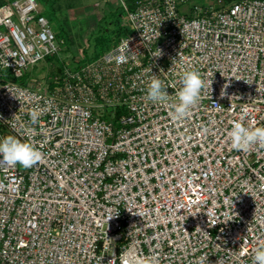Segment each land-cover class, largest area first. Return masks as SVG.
<instances>
[{"label":"built area","instance_id":"2783aa9c","mask_svg":"<svg viewBox=\"0 0 264 264\" xmlns=\"http://www.w3.org/2000/svg\"><path fill=\"white\" fill-rule=\"evenodd\" d=\"M188 1L123 3L131 31L83 61L39 0H0V138L22 135L37 107L32 141L44 154L28 169L0 159V264H130L129 252L252 264L264 243V147L233 150L228 132L234 120L264 125V0L185 14ZM41 60L50 84L15 79ZM179 64L212 80L211 99L202 89L183 122L145 99L151 74L180 87Z\"/></svg>","mask_w":264,"mask_h":264},{"label":"clouds","instance_id":"9594fccd","mask_svg":"<svg viewBox=\"0 0 264 264\" xmlns=\"http://www.w3.org/2000/svg\"><path fill=\"white\" fill-rule=\"evenodd\" d=\"M162 54L161 49H156L153 56L159 57ZM5 66H9L7 61H5ZM178 69L179 88L166 83L159 75L151 74L146 82L145 99L154 104L169 105L171 119L175 122H183L191 116L192 109L204 98L202 89H209L210 96L212 80L206 82L201 71L194 66L185 67L183 64H179ZM148 71L151 73L150 68ZM161 72L163 71L161 70ZM228 86L226 83L222 87L221 97L227 94L226 89ZM168 88H175L174 95H170L166 91ZM214 106L218 112L224 109L216 103H214ZM41 114L39 108H32L27 113L28 121L22 125V135H6L0 138V159L6 165L10 167L20 165L22 168L28 169L42 162L44 154L40 147L32 141L35 133L34 126L39 123ZM204 130L206 131V129ZM228 137L231 148L236 151L246 152L254 145L264 147V125H257L255 122L246 125L242 120H234L231 122ZM207 257V254L199 257L197 264H207ZM102 258L103 256L100 257L99 264H101ZM125 258L129 260L130 264H159V258L156 255L137 258L129 252L125 254ZM252 264H264V243H260L252 249Z\"/></svg>","mask_w":264,"mask_h":264},{"label":"rangeland","instance_id":"374dc122","mask_svg":"<svg viewBox=\"0 0 264 264\" xmlns=\"http://www.w3.org/2000/svg\"><path fill=\"white\" fill-rule=\"evenodd\" d=\"M132 0H60L61 8L65 10L64 21L68 34L61 32L65 38V46L74 56H83V49L86 59L94 58L113 46L119 36L128 34L132 26L127 21L123 3L128 6ZM232 0H190L179 5V10L190 14L191 6L194 3L202 7L214 5L217 8L228 5ZM42 12L48 18L53 19L52 26L57 29L56 16L54 12L50 16L51 6L48 3L40 2ZM129 7V6H128ZM58 15V14H57ZM105 31L101 33V26ZM73 66V63H70ZM46 60H41L24 70L23 76L15 78L17 81L26 83L29 77L44 78L45 83L52 82L53 71ZM7 69H4L6 71Z\"/></svg>","mask_w":264,"mask_h":264},{"label":"trees","instance_id":"16d2710c","mask_svg":"<svg viewBox=\"0 0 264 264\" xmlns=\"http://www.w3.org/2000/svg\"><path fill=\"white\" fill-rule=\"evenodd\" d=\"M40 2H45V3H48L50 6H51V10H50V16H52V14H53V12H54V15L56 16V24H57V26H56V28H57V30H58V35H60L61 34V32L63 31V32H65L66 34H68V29L66 28V26H65V23H64V21H66V18H65V15H61L63 12H65V10H63V8H61V3L62 2H60V0H39ZM134 1L135 0H132V1H127L128 2V6H129V8H133V6H134ZM58 14V15H57ZM52 18V17H51ZM51 18H49L50 19V21L51 22H54L53 21V19H51ZM100 30H101V33L103 32V31H105L104 30V28L102 29V24H101V26H100ZM83 51V58H82V60L84 61L85 59H86V57H84L85 56V54H84V49L82 50ZM48 60H52L53 58L52 57H48L47 58ZM54 60V59H53ZM55 61V60H54ZM58 68V67H57ZM59 69V68H58ZM123 110H120V108H118L117 109V113L119 114L120 112H122Z\"/></svg>","mask_w":264,"mask_h":264}]
</instances>
